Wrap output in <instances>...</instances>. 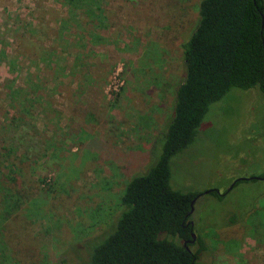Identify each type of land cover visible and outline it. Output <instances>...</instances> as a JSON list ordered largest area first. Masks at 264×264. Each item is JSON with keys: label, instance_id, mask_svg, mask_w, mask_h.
Masks as SVG:
<instances>
[{"label": "rangeland", "instance_id": "1", "mask_svg": "<svg viewBox=\"0 0 264 264\" xmlns=\"http://www.w3.org/2000/svg\"><path fill=\"white\" fill-rule=\"evenodd\" d=\"M199 1L102 0L92 37L101 44L91 46L90 25L78 34L61 22L60 0H0V135L31 134L13 129L20 117L40 133L33 164L22 165L31 179L24 197L0 193V264H84L111 230L125 183L151 164L153 139L170 119ZM198 129L171 160V188L198 196L196 229L239 245H218V264H264V240L245 236L241 219L264 207V180L228 190L264 167V100L256 88H232ZM42 177L49 185L36 183Z\"/></svg>", "mask_w": 264, "mask_h": 264}, {"label": "trees", "instance_id": "2", "mask_svg": "<svg viewBox=\"0 0 264 264\" xmlns=\"http://www.w3.org/2000/svg\"><path fill=\"white\" fill-rule=\"evenodd\" d=\"M60 2L66 7L61 22L76 26L78 34L81 27L86 30L85 26L90 25L85 35L91 46L97 45L92 37L104 18L102 0ZM259 12L264 13L263 0L199 1L196 25L182 44L184 77L174 89L170 119L153 139L152 162L143 173L125 183L113 227L92 243L84 264H218L215 252L218 245L231 246V250L239 246L219 240L212 231L194 227L190 216L198 196L171 188V160L193 143L210 104L230 89L256 88L264 100V23L261 28ZM54 33L60 37L59 29ZM50 52L53 51L49 50L46 57ZM21 119L15 120L20 123L13 129L23 125L31 134L22 132L18 138L10 133L0 135V193L4 200L7 195L24 197L21 185L31 180L22 165L33 164L31 155L38 146L36 137L40 133L30 122ZM82 143L77 147L81 149ZM7 181H11L9 188L1 185ZM240 182L243 181L236 182L234 187ZM36 183L49 185L45 177L38 178ZM207 195L220 198L215 190ZM241 219L245 236L261 243L264 207L244 213ZM227 220L234 221L233 217ZM228 224L225 221L222 226Z\"/></svg>", "mask_w": 264, "mask_h": 264}, {"label": "flooded vegetation", "instance_id": "3", "mask_svg": "<svg viewBox=\"0 0 264 264\" xmlns=\"http://www.w3.org/2000/svg\"><path fill=\"white\" fill-rule=\"evenodd\" d=\"M259 174H261V175H256V176H254V177H250V178H248L249 180H253V181H256V180H264L263 179V177H264V167H261V169H259ZM236 180V179H235ZM234 180V181H235ZM249 180H246V181H249ZM232 182V184L230 185V188L228 189V190H231V189H233L234 188V184L236 183V182ZM238 182V181H237ZM244 182V181H243ZM215 193H216V195L218 196V197H221V196H223V195H220L217 191H215Z\"/></svg>", "mask_w": 264, "mask_h": 264}, {"label": "water", "instance_id": "4", "mask_svg": "<svg viewBox=\"0 0 264 264\" xmlns=\"http://www.w3.org/2000/svg\"><path fill=\"white\" fill-rule=\"evenodd\" d=\"M260 13V16H261V28L263 27V23H264V16L261 12ZM263 52H264V41H263ZM264 179V177H263ZM246 180H249L248 178H238L236 179L234 182H237V181H246ZM230 188V187H229ZM209 191H206L205 193L207 194ZM192 205V203L190 204V206ZM192 239H194V235H191Z\"/></svg>", "mask_w": 264, "mask_h": 264}]
</instances>
